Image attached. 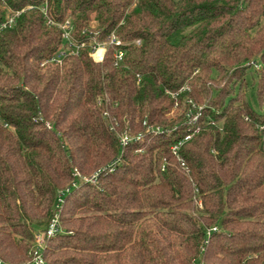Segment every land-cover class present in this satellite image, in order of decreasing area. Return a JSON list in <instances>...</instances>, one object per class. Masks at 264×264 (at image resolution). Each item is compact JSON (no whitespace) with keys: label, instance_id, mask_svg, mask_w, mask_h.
Wrapping results in <instances>:
<instances>
[{"label":"trees","instance_id":"16d2710c","mask_svg":"<svg viewBox=\"0 0 264 264\" xmlns=\"http://www.w3.org/2000/svg\"><path fill=\"white\" fill-rule=\"evenodd\" d=\"M43 6L75 34L115 32L124 63L114 46L99 61L88 47L51 60L62 29ZM10 9L20 13L0 28V257L28 259L75 167L121 154L65 194L46 264H264V108L245 91L255 66L264 99V0H0V26ZM190 98L204 106L198 131ZM125 129L145 136L121 147ZM181 141L187 168L172 149Z\"/></svg>","mask_w":264,"mask_h":264},{"label":"built area","instance_id":"2783aa9c","mask_svg":"<svg viewBox=\"0 0 264 264\" xmlns=\"http://www.w3.org/2000/svg\"><path fill=\"white\" fill-rule=\"evenodd\" d=\"M42 10L47 17V22L50 24H56L62 29V37L63 42L61 44L59 53L57 56H54L51 58V60H61L62 56L67 55H78L81 53L83 48H89L90 55L94 58V60H103L106 54V50L110 46H114V60L116 64H122L124 63V56L126 53L125 44L126 41L122 39L119 35H117L115 32H111L110 34H107L105 37H101V31L95 26L88 27L82 29V31L79 34H75L74 32V23L71 20V18H67L62 22H57L53 20L50 15L47 12L46 6L42 7ZM20 13V10H9L7 17L5 21L1 24L0 28H4L7 26L14 25L17 17ZM137 42H140V40H136ZM256 67H259L260 65L256 62H253ZM191 86L189 84L184 85L180 88V91L183 90H190ZM172 95L176 96L178 92H171ZM188 101L191 103L186 109V117L187 121L192 124H196V131L201 129L200 117L202 114L203 104L197 103L193 99H188ZM176 105H178V102H176ZM0 122H2L5 126H10V124L7 121H4L1 113H0ZM143 124L148 128L150 132H159L165 130L160 125L151 124L148 122L147 119L143 120ZM262 127V126H261ZM145 136V132L138 131L133 132L129 129H125L122 131H118V137H119V143L121 147H124L125 145L129 144L132 141H136L139 139H142ZM191 134L187 135V138H189ZM183 143V141L173 144L172 149L173 152L178 155V157L182 161V165L187 168V165L181 155L179 154V147ZM123 150V148H122ZM121 154H119L110 164L103 165L97 170H94L90 173H84L79 168L75 167L73 169V178L70 180V182L62 188L58 189V195H57V202L55 209L53 211V214L50 218V221L47 226L37 230L35 232V237L33 241V245L31 246L29 250V257L25 261L22 262H13L9 260H5L2 257H0V264H46V258H45V248L47 246V241L55 236L58 232L63 230V226L61 224V205L64 201V196L67 192H69L73 187L79 186L82 183H96L99 180V177L101 173L105 170H113L115 163L119 162L121 160ZM165 166L163 165V168ZM216 227L214 226V229Z\"/></svg>","mask_w":264,"mask_h":264},{"label":"rangeland","instance_id":"374dc122","mask_svg":"<svg viewBox=\"0 0 264 264\" xmlns=\"http://www.w3.org/2000/svg\"><path fill=\"white\" fill-rule=\"evenodd\" d=\"M257 70L255 66H252L250 71L248 72L247 74L248 84L245 87V91H246V97L250 102V104L256 107L257 109H262L264 108V99L261 100L257 92V82H256ZM174 110L175 111H173V113L176 112V109Z\"/></svg>","mask_w":264,"mask_h":264}]
</instances>
